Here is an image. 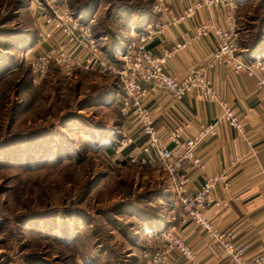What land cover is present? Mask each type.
I'll return each instance as SVG.
<instances>
[{"label":"rangeland","instance_id":"1","mask_svg":"<svg viewBox=\"0 0 264 264\" xmlns=\"http://www.w3.org/2000/svg\"><path fill=\"white\" fill-rule=\"evenodd\" d=\"M136 3L0 0V264H109L111 246L117 262H134L139 245L125 234L139 224L116 213V204L160 171L105 149V137L121 133L112 98L120 82L91 71L66 74L55 63L39 72L33 64L50 47L39 20L47 29L57 7H68L93 34H106L121 29V21L129 24L123 10ZM236 3L243 28L264 24V0ZM149 25L128 27V50L117 65ZM106 86L105 98L90 95Z\"/></svg>","mask_w":264,"mask_h":264},{"label":"crops","instance_id":"2","mask_svg":"<svg viewBox=\"0 0 264 264\" xmlns=\"http://www.w3.org/2000/svg\"><path fill=\"white\" fill-rule=\"evenodd\" d=\"M202 1L153 0V11L148 21L157 34L150 41L149 48L156 55H161L177 43H182L184 47L169 58V70L182 79L191 68L207 66L216 92L235 110L244 131L239 134L229 125L217 101L200 100L193 92L176 99L163 90L152 88L149 82L141 81V88L145 91L140 97L141 107L148 109L157 134L173 150L169 163L177 165L179 173L184 174L187 181L185 193H180L166 167L161 164L148 166L160 171L155 179L148 181H162V229L158 230L153 224L137 238H127L139 245L138 255L132 252L136 256L132 264H150L157 253L166 255L161 264H236L215 236L229 229L233 230V239L237 243L246 245L244 261L247 264L264 250V89L257 76L264 73V65L257 66V62L264 63V50L258 51L255 59H249L240 45L245 29L237 15L236 26L231 33L238 48L236 57L237 60L252 63L256 74H250L245 69L236 70L227 57L209 66L217 48V39L212 32L205 34L203 30L210 20L228 28L227 9L221 5L200 4L193 16L178 19L188 7ZM39 25L42 31L41 19ZM56 34L59 36V32ZM120 64L125 65V61H120ZM114 90L113 105L121 114L119 125L122 133L121 143L115 152L119 159L129 160L142 154L148 134L137 120L136 106L130 104L127 112H123L122 103H116L125 95L124 89ZM207 124H213V133H209L197 147V161L182 159L181 143ZM178 128L179 137L174 138ZM222 172H226L227 178L218 185L214 196L226 205L214 201L204 205L197 203L203 215L210 219L213 233L192 221L180 198L186 195L195 197L206 178ZM166 232L181 238L192 251V256L187 257L177 249H168L169 241L163 238Z\"/></svg>","mask_w":264,"mask_h":264},{"label":"built area","instance_id":"3","mask_svg":"<svg viewBox=\"0 0 264 264\" xmlns=\"http://www.w3.org/2000/svg\"><path fill=\"white\" fill-rule=\"evenodd\" d=\"M200 4L221 5L228 11L226 17L228 28L225 29L218 26L214 20L209 21L206 29L204 27L203 33L207 34L210 31L217 39V48L209 66L227 57L236 70L245 69L250 74H256L252 63L237 60L236 57L238 48L231 38V33L236 26V0H203L201 3L188 7L178 19L193 16ZM54 14V17L47 18V29L45 28L40 32V36L43 37L42 40H49L50 47L41 52L36 59V63L34 62L33 64L35 69L39 72H44L52 63H55L66 74L84 70L118 79L125 95L117 99L116 103H122L123 112H127L130 104L136 106L137 120L148 134V140L142 148V154L132 156L129 160L144 166L161 164L166 167L171 181L178 187L180 193L184 194L186 191L185 183L187 178L184 174L179 173L177 165L169 163L173 157V150L157 134L148 109L141 107L140 97L145 92L141 88V81L149 82L152 88L163 90L165 94L171 95L176 99H181L187 93L193 92L200 100L217 101L222 107L223 117L228 121L229 125L239 134L243 133L244 128L241 119L227 101L223 100L216 92L207 73V66L200 65L191 68L182 79L169 70V58L184 47L182 43H177L171 50L164 51L161 55H156L149 48V43L154 39L157 30H154L153 25H149L148 33L141 38H136L131 43L130 50L122 57L125 65L119 66L117 62L107 58L90 27L80 24L73 17L68 7L59 6L54 9ZM55 32H59V36L56 35L54 37L53 34ZM263 65V62H257V66ZM257 76L261 88L264 89V73ZM178 132L179 128L175 131L174 138L179 137ZM209 133H213V124L205 125L198 132L184 139L181 143L183 147L182 159H194L197 161L195 158L196 149ZM226 178V172L208 177L204 180L195 197L186 195L180 198L183 209L191 217L192 221L213 233L214 228L210 219L203 215L197 203L204 205L207 202L214 201L225 206L226 203L224 201L215 199L214 193L218 185L223 183ZM215 236L224 251L236 264H247L244 261V253L247 247L233 239L232 229L216 233ZM163 238L169 241L168 249H177L187 257L192 256V251L181 238L172 237L170 232L164 233ZM165 257V253H157L151 259L150 264H161ZM250 264H264V250Z\"/></svg>","mask_w":264,"mask_h":264},{"label":"trees","instance_id":"4","mask_svg":"<svg viewBox=\"0 0 264 264\" xmlns=\"http://www.w3.org/2000/svg\"><path fill=\"white\" fill-rule=\"evenodd\" d=\"M153 0H149L148 3L145 0H137L136 5L130 10L124 11L121 19H127L128 23L122 22V28L116 31H110L106 34L94 33L93 35L99 40L105 41L100 45L101 50L104 54H107V58L115 61L118 56L125 53L128 47L124 43L125 33L132 26V29L141 30V28L146 24L151 16ZM259 19V18H258ZM245 33L242 34L240 45L248 53L249 59H255V55L258 51L264 50V24L259 27L254 26L252 29L249 27L244 28ZM116 33V34H114ZM107 90V91H106ZM91 94L96 95L99 98H105L107 96L108 87L96 88L91 90ZM122 133L113 132L110 139L105 137L106 147L105 149L112 153L120 145L122 139ZM127 201L123 199L120 203L116 205V213H122L123 216H128L124 214H130L134 222H137L138 228H130L129 232L126 233V238H137L140 233H144L147 229L152 228L153 224H156L158 230L162 229L161 223V199L164 198L162 181L157 180L154 183H144L142 186L136 190H131L129 195L125 197ZM129 212V213H128ZM132 214V215H131ZM113 247L108 249L105 248L108 256L107 262L109 264H120L117 262L118 253L114 252ZM117 259V260H115ZM111 262V263H110Z\"/></svg>","mask_w":264,"mask_h":264}]
</instances>
